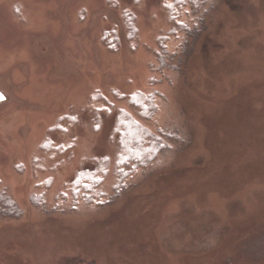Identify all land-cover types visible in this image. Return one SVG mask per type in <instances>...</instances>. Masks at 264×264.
Wrapping results in <instances>:
<instances>
[{
  "label": "rangeland",
  "instance_id": "obj_1",
  "mask_svg": "<svg viewBox=\"0 0 264 264\" xmlns=\"http://www.w3.org/2000/svg\"><path fill=\"white\" fill-rule=\"evenodd\" d=\"M169 3L0 0V189L22 212L0 216V264H264L263 227L220 258L235 224L264 210V68H254L264 60V0H211L181 20L192 32L175 37ZM125 13L137 19L136 42ZM114 30L117 52L102 41ZM162 38L174 58L165 69ZM138 91L160 94L146 125L163 137L162 155L119 198L58 207L83 169L115 158L112 120L93 130L94 96L120 105L117 93ZM114 184L111 176L110 196ZM44 193L46 209L33 206Z\"/></svg>",
  "mask_w": 264,
  "mask_h": 264
},
{
  "label": "trees",
  "instance_id": "obj_2",
  "mask_svg": "<svg viewBox=\"0 0 264 264\" xmlns=\"http://www.w3.org/2000/svg\"><path fill=\"white\" fill-rule=\"evenodd\" d=\"M211 0H171L167 4L166 12L171 26V35L178 36L180 33L192 30L181 20L185 17H198ZM124 22L127 38L130 42L139 39L137 19L131 13H125ZM120 38L117 31L107 32L103 36V44L111 52L120 49ZM160 48L163 49L160 57L161 67L168 68L174 58L168 55L166 40L160 39ZM158 54V56H159ZM167 56L166 58H164ZM160 94L153 92H135L132 95L117 93L115 96L118 104L97 93L92 102V113L95 132L101 131V125L112 120L110 130L111 139L115 149V158H100L94 161L93 166L83 169L72 181L67 194L60 193L56 200L58 207L63 204L73 205V208L81 204L86 206H101L109 198H119L128 188V184L142 171L151 168L165 150L163 137L154 133L146 123L153 122L159 113L158 99ZM96 104V107L93 105ZM63 121V120H62ZM64 123V122H63ZM92 126V127H93ZM52 144L50 138L44 146L49 148ZM43 146V147H44ZM113 176V196L106 192L107 182ZM47 194L33 195L32 204L36 208L46 209ZM70 201V202H69ZM57 207V208H58ZM0 216L7 219H18L22 212L10 194L0 189ZM260 248H258L259 250ZM70 264H86L72 262Z\"/></svg>",
  "mask_w": 264,
  "mask_h": 264
},
{
  "label": "bare ground",
  "instance_id": "obj_3",
  "mask_svg": "<svg viewBox=\"0 0 264 264\" xmlns=\"http://www.w3.org/2000/svg\"><path fill=\"white\" fill-rule=\"evenodd\" d=\"M241 41H242V39H241ZM240 47H241V45H240ZM232 52H234V51H232ZM232 52H230V51H228L224 56H222V57H220V59L218 60V62L217 63H222L224 60H225V58H227V56L229 55V56H235V55H237L238 54V50L236 51V54H234V53H232ZM257 55V54H256ZM259 56V55H258ZM262 57H263V55H262ZM262 67V69L264 68V60H259V62H255V65H254V68H261ZM230 100H231V98H230ZM230 100H226V102L227 101H230ZM222 102V101H221ZM220 102V103H221ZM225 102V103H226ZM221 105H222V103H221ZM217 110H219V107H218V109H216V111ZM219 111H217L216 113H214V115H213V117L214 116H216L217 115V113H218ZM204 117H206V118H209V117H212V113L210 114V115H207V116H204ZM212 157V158H211ZM214 156H210V158H209V160L207 161V163H206V165L208 164V163H212L213 161H214ZM216 160V159H215ZM217 161V160H216ZM215 163V162H214ZM204 169H207V168H204ZM174 192V190H169V191H167V193H165L164 195V197L162 198H160L158 195H156L155 196V199H153L152 201H150V203H152V204H150L151 206H154L155 208L157 207V204H155V203H158V202H160L161 200L163 201V200H165L166 199V197L167 196H169L170 197V195H171V193H173ZM251 196H254V193L252 192V195ZM161 201V202H162ZM160 202V203H161ZM231 204H227L226 206L227 207H229ZM154 207L152 208V209H154ZM255 208V207H254ZM263 208V207H262ZM156 209H154V211H155ZM201 212L200 213H203L202 212V210H200ZM169 220V218H165L164 219V221H162L161 223H162V225L163 226H165V225H168V224H175V226L174 227H177V225L178 224H176L175 222H170V221H168ZM172 220V219H171ZM227 224V223H226ZM239 225V226H238ZM236 226H238V228L236 227ZM261 227H263V230H264V210L262 211V213H260L256 218H254V220L252 219L250 222H246L245 223V225H243V224H241V223H238V224H235V227L233 228V230L231 231V234L229 235V237H228V240H225V244H224V247H223V250H222V252H221V256H220V258L223 256V254H225V251H227V249L228 250H230V246H231V244H232V242H234V240L236 241L237 239H240V238H243V236H246V235H250V234H253V232L255 231V229H258V228H261ZM244 229H246V230H244ZM223 230V229H222ZM262 231V230H261ZM264 232V231H263ZM187 237H189V235L187 236ZM150 239V241L152 242H154V238H149ZM189 239V238H188ZM190 240V239H189ZM195 240H192V244H193V242H194ZM117 257H118V259L120 258V257H124V253H122V252H119L118 253V255H117ZM219 258V259H220ZM106 261H105V264H107L108 262H109V260L108 259H105ZM150 260H151V258H150ZM220 261V260H219ZM149 263H151V262H149ZM144 264H148V261L146 262V263H144Z\"/></svg>",
  "mask_w": 264,
  "mask_h": 264
},
{
  "label": "water",
  "instance_id": "obj_4",
  "mask_svg": "<svg viewBox=\"0 0 264 264\" xmlns=\"http://www.w3.org/2000/svg\"><path fill=\"white\" fill-rule=\"evenodd\" d=\"M6 101V97L3 94H0V103H3Z\"/></svg>",
  "mask_w": 264,
  "mask_h": 264
}]
</instances>
